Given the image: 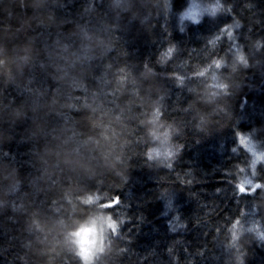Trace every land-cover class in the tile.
<instances>
[{
  "label": "clouds",
  "instance_id": "1",
  "mask_svg": "<svg viewBox=\"0 0 264 264\" xmlns=\"http://www.w3.org/2000/svg\"><path fill=\"white\" fill-rule=\"evenodd\" d=\"M47 2L0 0V77L6 85L19 87L18 78L32 84L39 68L50 81L42 89L24 88L29 103L13 110L19 112L15 119L27 120L31 113L29 138L38 145L34 150L38 166L26 186L17 169L5 168L0 173V211L10 207L13 213L25 215L24 230L30 238L22 243L23 264H29V255L35 258L34 264H110L114 255L125 251L119 247L125 219L119 214L122 198L109 197L101 186L109 178L127 183L124 173L137 149L150 167L174 168L184 144L176 139L183 129L171 117L167 104L173 89L184 90L191 97L183 111L195 112L197 131L207 135L213 125L230 120L227 98L234 87L240 86L232 77L260 66L264 36L255 40L246 36L250 42V51H246L237 35L244 25L233 13L232 4L225 0H187L177 13L180 35L188 33V25L199 28L206 19L215 21L228 15L231 20L220 25L218 33L208 40L209 51L203 62L180 59L182 49L168 28L173 0H111L109 8L116 13L117 21L123 13H129L143 25L152 17L153 9L158 10L157 17L159 10L164 13L161 27L169 43L155 63L161 70L169 66L172 70L158 71L145 62L137 75L127 63H114L113 53L126 55L117 48L118 22L102 20L97 26L85 21L51 38L35 32L33 25L47 29L55 19L41 11ZM94 8V4L89 5L86 11ZM141 10L147 14L141 17ZM224 36L231 47L221 52ZM161 79L171 84H161ZM12 115L9 113L10 119ZM261 130L264 121L231 129L235 142L230 153L237 159L221 179L232 185L235 203L241 206L238 215L226 217L230 223L221 224L225 229L224 247L231 252L230 264H246L247 251L241 243L244 237L251 236L258 246L264 245ZM220 191L216 188L217 193ZM29 195L33 199L25 203ZM162 195H168L167 189ZM41 196L43 199L38 200ZM9 197L16 199L10 201ZM245 197L252 198L251 209L247 200L241 204ZM164 206L172 210V198ZM174 219L178 220V215ZM220 230L216 229L217 235Z\"/></svg>",
  "mask_w": 264,
  "mask_h": 264
},
{
  "label": "trees",
  "instance_id": "2",
  "mask_svg": "<svg viewBox=\"0 0 264 264\" xmlns=\"http://www.w3.org/2000/svg\"><path fill=\"white\" fill-rule=\"evenodd\" d=\"M110 2L111 0H48L41 11L45 17L53 15L54 21L50 22L51 26L47 29L35 28V25L33 28L35 32L51 38L58 32L67 33L75 24L85 21L97 26L102 20L108 23L118 22L120 28L117 48L126 55L113 53L114 63H127L137 75L145 62L150 67H157L158 71H171L170 66L161 70L155 63L169 43L161 27L165 22L163 11L159 10L157 17L158 10L153 9L152 17L143 25L139 18L133 20L129 13H123L117 21L116 13L109 8ZM225 2L233 5V13L243 22L244 26L237 30V35L240 42L245 44V50L250 51V42L245 37L250 36L255 40L264 36V0ZM186 3L187 0H173L168 28L173 33L172 39L182 49L180 59H190L193 62L200 59L203 62L205 52L209 51L206 47L208 40L218 33L220 25L231 20V16H221L215 21L206 19V23L199 28L188 25V33L180 35L177 13ZM93 4L94 10L86 11ZM31 11L29 9L30 14ZM146 14L145 10H141V17ZM63 25L68 27L64 28ZM229 47L231 41L224 36L220 40L219 51H225ZM260 59L262 63L259 67L241 70L232 77L240 85L234 87L232 95L227 98L232 118L213 125L207 135L196 130V119L193 118L195 112L183 111L191 99L187 92L181 89L171 91L167 104L171 117H175L183 129L182 135L176 139L184 144L183 152L172 170L155 165L150 167L137 149V154L132 155L124 173L127 183H123L120 178H109L101 186V191H106L109 197L119 195L122 198L119 214L125 219L122 231L124 239L119 242V247L125 251L114 255L110 264H230L231 252L224 247L225 229L221 224L230 223V219L226 217L238 215L241 205L235 203L237 198L233 195L232 185L221 178L224 171L230 169L232 161L237 159L230 153V146L235 142L231 133L233 126L247 128L264 121V57ZM171 63L170 61L169 65ZM99 70L96 69L97 73ZM36 76L37 79L32 84L18 78L19 87L14 84L6 85L3 77H0V173L5 168L9 171L17 169L25 186L27 178L35 174V167L38 166L34 156L38 145L29 138L32 128L31 113L27 120L15 119L19 112L13 110L21 109V106L29 103V94L23 91L24 88L42 89L50 83L39 68L36 69ZM160 83L170 85L171 81L161 79ZM244 97H247V103L244 102ZM201 107L208 110L207 106ZM172 109L176 111H171ZM9 113L13 114L11 119ZM260 136L264 137V130L260 131ZM181 178L184 183H181ZM188 180H191L190 184L187 183ZM216 188H221L222 191L217 193ZM165 189L168 191L167 196L162 195ZM169 198L173 200L172 210L164 206ZM8 199L11 201L16 197ZM32 199L29 195L25 203ZM39 199H43V196ZM245 200L248 201L247 207L251 209L252 198H241V204ZM177 215L178 220L174 219ZM169 221L172 222L171 226ZM217 228L221 229L219 235L216 234ZM24 229L23 213H13L10 207L0 211V264H23L20 259L25 251L22 243L30 238ZM241 243L247 251L246 264H264V245L258 246V242L251 236L244 237ZM34 260L29 255V264H34Z\"/></svg>",
  "mask_w": 264,
  "mask_h": 264
}]
</instances>
